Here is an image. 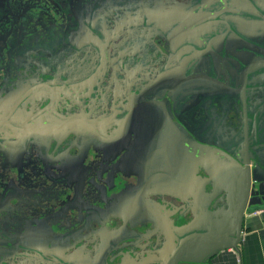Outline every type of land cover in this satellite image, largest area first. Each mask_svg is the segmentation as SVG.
<instances>
[{"label":"flooded vegetation","instance_id":"1","mask_svg":"<svg viewBox=\"0 0 264 264\" xmlns=\"http://www.w3.org/2000/svg\"><path fill=\"white\" fill-rule=\"evenodd\" d=\"M263 55L264 0H0V264H157L134 196L193 191L190 141L264 146V80L254 100L225 73Z\"/></svg>","mask_w":264,"mask_h":264},{"label":"water","instance_id":"2","mask_svg":"<svg viewBox=\"0 0 264 264\" xmlns=\"http://www.w3.org/2000/svg\"><path fill=\"white\" fill-rule=\"evenodd\" d=\"M220 55L216 52L217 57ZM236 63L239 68L225 65L229 87L239 91L245 88L255 100L262 86L261 80H264V67H247L245 70L241 66L247 63L242 60H236ZM219 67L217 60L211 57L209 68L214 74L210 76L211 79L217 83H227V79L217 72ZM230 98L234 103L236 99L243 102L239 94ZM255 130L256 127L242 148L239 146L230 151L220 146L193 144L190 141L191 145L185 151L186 162L195 160L204 171V176L199 180L197 177L198 182L193 191L183 190L180 185L183 177L176 178L170 173L165 206L158 203L160 208L154 203L153 192L140 191L134 196V207L129 210L133 216L128 215L129 218L125 216L124 219H151L149 222L164 237L165 242L164 252L155 254L158 257L157 264H213L228 250H233L240 257L239 247L244 239L242 233L246 215L264 210V146L255 145L259 138L255 136ZM234 142L239 144L237 139ZM252 143V151L256 154L247 148ZM246 153L249 157H246ZM253 159L258 162L252 167L250 163ZM188 177L184 176L186 182L189 181ZM123 195L118 198V202ZM223 207L225 211L218 212ZM162 208L167 214L161 213Z\"/></svg>","mask_w":264,"mask_h":264},{"label":"crops","instance_id":"3","mask_svg":"<svg viewBox=\"0 0 264 264\" xmlns=\"http://www.w3.org/2000/svg\"><path fill=\"white\" fill-rule=\"evenodd\" d=\"M241 255L228 250L213 264H264V210L259 216L248 215L243 225Z\"/></svg>","mask_w":264,"mask_h":264},{"label":"built area","instance_id":"4","mask_svg":"<svg viewBox=\"0 0 264 264\" xmlns=\"http://www.w3.org/2000/svg\"><path fill=\"white\" fill-rule=\"evenodd\" d=\"M261 212L262 211H255V212L251 213L250 215H252V216H259Z\"/></svg>","mask_w":264,"mask_h":264},{"label":"rangeland","instance_id":"5","mask_svg":"<svg viewBox=\"0 0 264 264\" xmlns=\"http://www.w3.org/2000/svg\"><path fill=\"white\" fill-rule=\"evenodd\" d=\"M12 1H17V0H12ZM35 1H37V0H32V2H35ZM47 16H45V18H46Z\"/></svg>","mask_w":264,"mask_h":264}]
</instances>
